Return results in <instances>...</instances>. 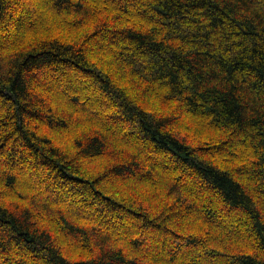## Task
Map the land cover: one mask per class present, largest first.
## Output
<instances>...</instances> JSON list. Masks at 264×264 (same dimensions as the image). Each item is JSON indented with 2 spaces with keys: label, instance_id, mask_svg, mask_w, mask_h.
<instances>
[{
  "label": "trees",
  "instance_id": "16d2710c",
  "mask_svg": "<svg viewBox=\"0 0 264 264\" xmlns=\"http://www.w3.org/2000/svg\"><path fill=\"white\" fill-rule=\"evenodd\" d=\"M0 264H264V0H0Z\"/></svg>",
  "mask_w": 264,
  "mask_h": 264
}]
</instances>
